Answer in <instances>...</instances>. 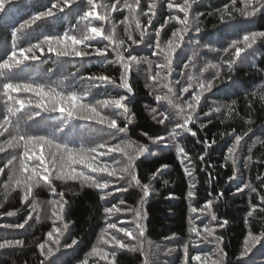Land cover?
I'll return each instance as SVG.
<instances>
[{"label": "trees", "instance_id": "obj_1", "mask_svg": "<svg viewBox=\"0 0 264 264\" xmlns=\"http://www.w3.org/2000/svg\"><path fill=\"white\" fill-rule=\"evenodd\" d=\"M55 2L56 0H13L6 11L0 13V63L13 50L19 53L20 48L38 42L37 36L42 39L44 35H63L65 32H71L80 37L85 33L87 25L102 26L108 34L113 35L116 42L121 39L125 41L128 51L119 49L125 56L130 52L144 61L133 65L129 77L133 93L129 95L125 104L130 109L132 123L127 124L122 109H115L112 106L97 108L101 114L116 119L118 126L127 125L126 133L108 129L106 125L70 119L60 112L42 111L32 104L27 105L17 117H13L14 125H18L28 134L46 136L54 134L64 142L71 141V146L87 147L105 142L110 145H123L127 142L130 145L127 149L128 154L132 156L140 146H146L148 151L134 161V174L142 185H148L150 188L142 208L141 223L144 235L132 239L123 233L107 229V224L113 222L117 223L118 227L135 229L133 209L140 208V199L143 195L141 188L131 181L128 174L118 171L127 164L128 157L123 152H113L99 157L98 161L106 162L112 169H116L118 176H124L122 180L117 179V176L108 177L107 173H90L82 165H73L77 172L82 170L86 175L93 177L100 175L112 180L109 189L99 190L90 187V182L84 183L80 179L53 181L57 192L64 193L66 204L63 223L69 226L59 237L58 244L48 241L47 232L61 223H53V205L49 203L59 197L50 194L40 181V186L33 189V197L30 198L38 205L37 210L32 213L34 219L24 228L0 227V241L4 239L24 241L23 248L0 250V264H40V261H44V264H83L84 260H87L88 264H108L93 249L111 252L114 246L111 243L104 244L101 238L111 241L112 235L137 249L130 252L116 247L117 264H143L145 260L148 264H182L185 245L189 250L188 264H200L191 259L193 255H200L202 260L205 256L210 257L205 264H211L212 260L220 261L221 255L222 264H264V239L258 243L249 241L248 247L251 251L247 256L242 255L250 233L254 236H264V212L260 211L264 206L261 204L264 198V37L257 38L253 46L255 51L248 49L242 52L230 70L226 63H221L227 61L235 51L231 49L227 54L225 52V49L230 48L232 40H242L243 35H251L253 31H264V10L255 17L247 18L241 15V10L245 9L243 0H237L236 10L221 19V10L226 6L231 7L232 0H190L192 5L189 11L190 30L185 35L184 43L173 54L171 66L160 70L156 65L162 63L164 57L155 49V40L151 38L162 25V40L170 38L171 31L181 28L182 25L178 21L169 20V17L176 16L182 19L184 15L176 7L169 10L167 0H153L157 7L151 26L147 25L148 17L140 10L137 11L141 25L147 28L148 33L141 44L132 45L131 41L127 40L125 28L132 32L135 39H139V31L131 17L121 23L124 17L129 15L127 9L111 11V4L116 3V0H95L98 5L96 11L108 15L107 21H97L94 18L82 20L81 16L90 10V6L86 0H77V4L58 13L56 17L44 18L30 28L16 33V29L25 20L39 11L47 10L50 4ZM149 2L150 0H141L143 12L148 11ZM173 2L182 4L183 0ZM117 7L119 9L121 5ZM150 40L152 47L148 46ZM88 43L91 45L86 49L89 52L108 45L106 56L89 55L82 58L58 56L48 52L47 46L44 45L43 54L36 52L39 59L25 61L24 64L9 70L0 69V121L6 114L7 104L11 103L2 94L5 82L31 83L33 86L43 87L46 91L55 90L61 93L75 91L81 95L90 90L91 94L87 101L93 103L96 99L123 94V89H116L112 85L96 89L92 87L94 82L88 79L94 74H104L113 77L117 84L120 83L122 68L119 66L116 53L111 50L115 44L109 45L102 37ZM76 47L85 50L82 45ZM238 47L244 45L239 44ZM68 50L70 51L71 47ZM108 61L114 63L110 64ZM147 61H152L151 66ZM210 64H219L220 67L208 68ZM205 68L208 70L204 71ZM157 71H160V77L153 81L151 77ZM208 79L214 80V87L201 98L193 117L195 123L189 125L196 133L192 136L176 128L177 122L183 123L184 115L190 110L185 107L184 113H180L179 108L174 105L185 104L191 100L192 94L199 90V82ZM189 82L193 85L190 93H183L182 87H187ZM164 84L171 87L173 92L169 93ZM12 95L20 99L30 98L33 101L40 99L32 93L20 92ZM165 95L170 96L173 104L164 100L157 101V96ZM233 102H235L233 112L229 114L227 106L233 105ZM45 103L51 106V100L48 98H45ZM213 108H220V111L213 112ZM33 111H41V115L30 120L28 117ZM161 112L171 119L165 120L163 124L158 123V120L163 118L160 116ZM205 112H211V115L206 116ZM248 120L252 123H246ZM64 124H67L64 130L68 133L67 136L58 131ZM173 129L178 133L175 141L170 136ZM9 131L15 134L13 128ZM245 133L247 135H244ZM237 135L244 136V139L237 147L233 159L226 160L225 157L229 155L228 148L235 142L234 137ZM157 136H164L165 140L153 143ZM8 139H10L8 133L0 137V149H3L0 151V165L6 163L12 156H16L17 159L0 174V204L3 205L0 207V225L23 223L30 209L29 204L21 203L23 184L17 186L13 183L9 188H5V184L8 183L7 177L19 169V156L23 152L22 147H9ZM205 142L211 144V147H206ZM176 144L183 146L189 157L183 163L181 157L177 155ZM36 151L39 154L40 149L37 148ZM43 151L48 159L55 149L45 146ZM201 156L204 157L203 161L200 159ZM38 163L34 158L29 162L30 167ZM186 168L193 170L194 181L186 174ZM56 171H60L59 166ZM71 174L70 170H65L66 176ZM234 174L237 178L232 180ZM22 175L26 177L28 174ZM193 182L195 194L189 198L187 192ZM129 184L132 186L128 192L118 191L121 186L127 187ZM245 184L251 185L255 191L245 188ZM107 192H111L112 195L107 196ZM221 193L223 195H220ZM102 195L106 196L103 200L100 198ZM121 201L124 203L121 204ZM208 201H213L212 214L217 217V221H212L208 213L190 211V206L202 208ZM114 206H118L121 211H114L112 214L105 212L106 208ZM253 206L256 210L252 217H248L247 213ZM7 211H16L17 215L6 216L4 213ZM37 215L38 221L35 219ZM223 221H227V224L221 227ZM204 225H210L215 229L214 236L209 237L207 241L190 232L192 226L202 231ZM215 237H219V248L223 250L222 253L217 252ZM72 240L77 241V244L69 248L68 244ZM40 243H46L47 247L53 248L55 254L45 260L38 247ZM170 249L174 251L166 254Z\"/></svg>", "mask_w": 264, "mask_h": 264}, {"label": "snow or ice", "instance_id": "obj_2", "mask_svg": "<svg viewBox=\"0 0 264 264\" xmlns=\"http://www.w3.org/2000/svg\"><path fill=\"white\" fill-rule=\"evenodd\" d=\"M13 0H0V13L6 11V8L9 4H11ZM245 4V9L241 10V15L252 18L257 16L261 13V10H264V0H243ZM88 6H90V10L84 12L81 16L82 20H88L89 18H94L97 21H107L109 19L108 15L101 14L100 12L96 11L98 5L95 3V0H86ZM74 4H77V0H56L55 3H51L50 6L45 11H39L35 15H32L29 19L25 20L23 24L16 29V33H20L21 31L30 28L32 25L37 24L38 21H42L44 18L49 17H56L58 13H62L67 8H71ZM237 0H232L231 7L226 6L223 10H221V19L224 18L225 15L230 14L236 10ZM117 5H121L118 9ZM190 0H183L182 4H174L173 0H167V8L169 10L173 9L174 7L178 8L180 12H182L183 18H179L176 16L169 17V20L178 21L181 28L172 30L170 38H165L162 40L161 32L163 30V25L161 29L155 31L154 37L151 39L155 40L154 47L155 49L163 54V62L157 64V68L163 70L165 68H169L172 63V56L176 53L177 49L181 47L184 43L185 35L188 33L189 29V11L191 9ZM157 4L150 0L147 5L148 11L143 12L141 9V0H116V3L111 4V11H121L123 9H127L128 16H125L121 23H124L131 17V20L135 22V28L139 31V39H135L131 31H128L125 28V33L127 36V40L131 41L132 45L144 43V38L148 34L147 28H143L140 22V19L137 17V11L140 10L142 14L147 19V25L151 26L153 23V19L156 16L155 9ZM107 10V9H106ZM167 23V21L165 22ZM199 31V29H197ZM102 37L104 40L109 42V45L115 44L111 50L116 53L117 59L119 61V66L122 68L120 73V83L117 84L115 79L109 75L104 74H94L89 76L88 79L93 81L92 87L96 89L102 88L104 85H112L116 89H123V94H117L114 97L106 98V99H96L95 102L87 101V97L91 94L90 90L85 91L82 95L76 93L75 91L70 93H61L56 92L55 90L46 91L43 87L37 85L33 86L31 83H10L5 82L3 83V92L2 94L7 97V101L11 102L7 104L6 114L3 115L2 121H0V137H3L5 133H8L10 139H8L7 143L9 147H22L23 152L19 156V169L18 171H14L12 175L7 177L8 183L5 184V188H9L13 183L15 185L20 186L23 184V195L21 196V203L22 204H29L30 209L27 214V217L23 220V223H15V224H7V225H0V227H16V228H24L26 224L29 223L30 220H33L34 217L32 215L38 208L34 199H30L33 197V189L35 187L40 186V181L47 187L50 194L56 195L59 198L56 200H51L49 203L53 205L52 209V217L54 218L53 223L61 222L55 227H52L50 231L47 232L48 241H51L54 244L59 243V237L63 235L64 231L68 229V224L63 223L64 220V208L66 201L64 200V193L57 192V189L54 185V180H64V179H80L84 183L90 182L89 186L94 187L99 190L109 189L112 185L113 181L110 179H106L103 176L97 175L93 177L92 175H86L84 171L77 172L73 165H82L84 168H87L90 173L102 174L107 173L108 177L117 176V179L122 180L124 179L123 175H117V170L112 169L111 166L106 162H99L98 158L102 156H106L113 152H123L125 156L128 157L127 164L123 167L119 168V173L128 174L130 176L131 181L135 182L136 186L141 188L143 193L140 199V208L133 209L135 213V221H136V228H128V227H118L117 223H108L107 229L115 230V232L123 233L126 237L136 239L138 236H143V225L141 223L143 219V203L145 199L148 197L150 188L148 185H142L141 181L136 177L134 174V161L137 157L141 156L144 152L148 151L146 146H140L139 149L136 151L135 155H129L127 149L130 147L129 143L125 142L123 145L116 144L110 145L107 142L105 143H96L95 146H71L72 142H64L63 139H58L53 134L52 136L46 135H38V134H28L23 132L18 125H14L13 117H17L18 113H20L27 105H35L36 109H40L42 111H50V112H60L62 114H66L70 119L76 120H84L93 122L97 125H106L108 129H115L120 133H126L128 131L127 125L124 127L118 126L117 120L110 118L106 114H101L98 111L97 106L101 108H108L110 106L114 107L115 109H122L123 114H125V120L127 124L132 123V116L130 115V109L125 101L129 99V95L133 93V88L129 83L130 73L132 72L133 65H138L144 62L142 59L138 58L136 55H129L125 56L123 51L119 49H123L124 51H128V47L125 45L124 40H119L116 42L114 40L113 35L108 34L102 26L92 25L89 24L86 26L85 33L78 37L71 32H65L63 35L54 34V35H44L42 39L39 36L36 37L37 41L34 44H30L29 47H22L19 49V53L13 50L10 55H8L2 63H0V69L9 70L12 69L14 66H19L25 63L28 60H37L39 56L36 55V52H40L43 54L44 52V45L47 46V51L50 53H55L58 56H74V57H84L89 55H94L97 57L106 56L108 51V45L104 48H95L93 51L89 52L88 49L91 45L88 43L89 41H93L96 38ZM258 37H264V31H253L251 35H243L241 39H235L231 41L230 48L225 49V52H229L231 49L235 51L232 55L227 59V61H222L221 63H226L229 70L232 66L236 63V60L240 57L242 52H245L248 49H253L254 44L257 41ZM70 42V44H69ZM239 44H243L244 47H238ZM77 45H82L85 50L77 49ZM149 47H152L153 44L151 40L149 41ZM69 47L71 50L69 51ZM255 51V49H253ZM28 53H31L29 56ZM108 63H114L113 61H108ZM147 63L151 66L152 61H147ZM219 64H210L208 68L212 69H219ZM208 68H205L204 71H207ZM158 77H160V71H157L154 76L151 77L153 81H155ZM216 78H219V72L216 73ZM166 80L167 77H164ZM198 79V78H197ZM191 81V78H190ZM164 87L168 88V92L172 93L173 89L169 87L167 84H164ZM193 85L189 82L187 87H182L181 91L183 93H190V89H192ZM214 87V80L208 79L205 81H200L198 84V91H195L194 94L191 96V100L186 101L185 104L174 105L175 107L179 108L180 113H184L185 107L190 111L184 115L183 123L177 122L176 128L182 129L185 133H190L192 136H195L196 133L192 131L189 127L190 124H194L195 120L193 119L197 107L200 104L201 98L205 92H209ZM32 93L34 96L39 97V101H33L32 99H20L18 97H14L12 93ZM45 98L51 100V106L45 103ZM157 101L164 100L167 101L169 104H173L172 99L170 96L165 95L163 97L157 96ZM233 105H229L228 112L231 114L234 108ZM17 105L19 107H17ZM223 107V106H222ZM155 111V109L153 110ZM213 112H219L220 108H213ZM206 116L211 115V112H205ZM41 115V111H33L32 114L29 115V119H34V117H39ZM160 116L163 117L162 119L158 120V123L163 124L165 120H170L171 117L165 115L164 112L160 113ZM246 123L251 124L252 121L248 120ZM67 127V124L58 128L59 132L64 133L65 136L68 135L64 130ZM10 128L15 130V134L13 135L12 132L9 131ZM112 134V133H109ZM114 135V134H112ZM142 135H147L146 133H142ZM178 133L176 129H173L170 136L173 141H175ZM244 135H247L245 133ZM151 139V138H150ZM244 139V136L237 135L234 137V143L231 147L228 148L229 155L225 157L226 160H231L234 157L237 147L240 145V142ZM165 140L164 136H157L153 139V143H160ZM15 142V143H13ZM215 143V141H213ZM206 147H211V144L205 142ZM47 146L49 149H55V152L50 154V158L46 159L45 153L43 151L44 147ZM254 146V145H253ZM39 148L40 152L37 153L36 149ZM177 155L181 157V162L183 163L184 160L189 159L185 148L180 144L175 145ZM101 149H106V151H100ZM3 149H0L2 151ZM251 151V148L249 149ZM33 158L38 161V164H34L30 167L29 162L33 160ZM17 159L16 156H12L11 159H8L6 163L0 165V174L5 172V169L13 163V161ZM200 159L203 161L204 157L201 156ZM251 159V157H249ZM59 166L60 171L57 172L56 169ZM68 169L71 171V175L66 176L65 170ZM186 174L192 177L193 181L195 177L193 176V170L190 168L185 169ZM27 173L28 175L25 177L22 174ZM237 177L235 174L231 177L232 180H235ZM167 183V181H165ZM132 185L129 184L127 187L121 186L118 191L120 192H128L129 187ZM245 188H249L252 191H255L251 185L245 184ZM195 183H191L189 185V190L187 192V196L189 198L194 196ZM14 190V189H12ZM243 191V189H239ZM107 196H111V192L106 193ZM220 195H223L221 193ZM102 200L106 198L105 195L100 197ZM124 201H121L123 204ZM261 204L264 205V198L261 200ZM3 205L0 204V207ZM213 208V201H208L204 204L202 208L191 207L190 211L192 213L200 212V213H208L210 214V218L212 221H217V217L212 214ZM255 206L252 207L247 213L248 217H252L255 211ZM120 212L121 209L118 206L108 207L105 209V212L108 214H112L113 212ZM261 212H264V206L260 208ZM4 215L12 217L17 215L16 211H7ZM35 219L38 221L39 216L37 215ZM227 224V221H223L220 226L223 227ZM190 232L194 233L197 237H200L202 240L207 241L209 237H213L215 233V229L210 225H204L203 230L201 231L195 226L190 228ZM107 235V233H105ZM104 244L113 245V250L103 251L99 248H94L93 251L101 255V258L108 262V264H117V252L115 248L118 247L119 249H127L130 252L137 251L136 248H133L131 245L125 243L123 240L117 238L116 235H112L111 241L107 239L101 238ZM217 241V252L222 253L223 250L219 248V237H215ZM261 239H264V236H254L251 233L248 236V240L245 241V248L242 253L243 256H247L248 253L251 251V248L248 247V242H259ZM77 241L72 240L68 247L71 248L73 245H76ZM24 241L23 240H12V239H4L0 241V250L10 249V248H23ZM41 255L45 257V260L48 257L53 256L54 250L51 247H47L46 243H40L38 245ZM47 247V251L45 252V248ZM173 249L169 250L170 254ZM183 260L182 264H188L189 258V250L188 246L185 245L183 248ZM193 261H198L200 264H205L206 260H209L210 257L205 256L202 260L200 255H193L191 257ZM223 256L221 255L220 261L212 260L211 264H222ZM40 264H44V261H40ZM83 264H88L87 260L83 261ZM143 264H148V261L145 260Z\"/></svg>", "mask_w": 264, "mask_h": 264}]
</instances>
